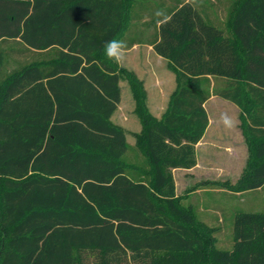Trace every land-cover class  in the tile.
Returning <instances> with one entry per match:
<instances>
[{"label":"trees","instance_id":"obj_1","mask_svg":"<svg viewBox=\"0 0 264 264\" xmlns=\"http://www.w3.org/2000/svg\"><path fill=\"white\" fill-rule=\"evenodd\" d=\"M171 1L149 18L177 89L160 120L142 99L146 170L133 180L126 132L112 122L126 71L103 49L140 20L136 0H0V43L54 53L0 79V264H264V212H237L232 250L216 248L172 174L197 165L215 77L252 148L230 188L264 187V0H235L225 28L198 2Z\"/></svg>","mask_w":264,"mask_h":264},{"label":"rangeland","instance_id":"obj_2","mask_svg":"<svg viewBox=\"0 0 264 264\" xmlns=\"http://www.w3.org/2000/svg\"><path fill=\"white\" fill-rule=\"evenodd\" d=\"M194 1L198 2L208 22L226 27L235 0ZM171 5V0H136L134 9L142 15L140 20L130 25L123 39L128 45L126 59L120 64L121 69L126 71L120 82L123 102L112 122L123 126L126 132L129 151L124 161L130 166L128 173L133 180L145 176L146 170V159L137 147V137L143 128L142 99L147 112L160 120L177 89V75L169 62L156 56L149 48L158 38L157 25L150 20L149 14L162 12ZM53 57L52 52L30 51L16 41L1 42L0 79L26 65L47 62ZM130 74L140 84L139 92L142 94L138 92L135 96ZM206 85L212 94L208 108L213 123L205 140L201 161L207 165L211 159L208 156L212 155L216 169L208 170L200 166L193 174H172L180 204L192 210L195 221L209 231L216 248L232 250L234 215L237 212H264V189L235 192L230 188L236 185L247 168L252 148L244 133V115L234 104L214 95L224 82L211 77ZM220 109L223 111L219 112ZM219 114L230 117L234 126L227 128L224 123H219L215 117Z\"/></svg>","mask_w":264,"mask_h":264},{"label":"crops","instance_id":"obj_3","mask_svg":"<svg viewBox=\"0 0 264 264\" xmlns=\"http://www.w3.org/2000/svg\"><path fill=\"white\" fill-rule=\"evenodd\" d=\"M136 45V44H135ZM149 48H150V50L151 51H153L154 52V50H153V46L151 45V46H149ZM154 54H155V52H154ZM156 55V54H155ZM156 56H158V55H156ZM159 57V56H158ZM159 58H161V57H159ZM209 78H211V77H209ZM120 88H121V86H120ZM210 100L211 99H209L208 101H207V103L205 104V108H206V111H207V114H208V118H209V126H208V128H207V131H206V133H205V135L203 136V138L201 139V141L196 145V157H197V165L194 167V168H192V169H189V170H181V169H177V170H173V173H176V172H179V173H183V174H187V173H191V174H193L194 172H196L199 168H200V166H203L204 168H206V169H208V170H214V169H216L215 168V165L213 164V162L212 161H214V159H213V157H212V155H210L209 154V158H211L210 159V161H208L207 162V165L206 164H202V154L204 153V150H205V148H204V146H205V140H206V138H207V135H208V132H209V129H210V127H211V125H212V123H213V116L210 114V112H209V103H210ZM122 102H123V99H122V97H121V103H120V105H119V107H118V110L115 112V114L113 115V117H112V120H113V118H114V116H116V115H118V113H119V111L121 110V107H122ZM219 112H221V111H223V110H218ZM217 112V111H216ZM219 116V117H218ZM215 117L216 118H218V122L219 123H224L223 122V116L221 115V114H219V115H215ZM220 118V119H219ZM114 122V121H113ZM118 125V124H117ZM119 127H123V126H121V125H119ZM128 144H129V142H128ZM212 152H213V150H211ZM234 154H236V152L234 153ZM262 189H264V187L263 188H261V189H258V190H262ZM177 192V191H176Z\"/></svg>","mask_w":264,"mask_h":264},{"label":"clouds","instance_id":"obj_4","mask_svg":"<svg viewBox=\"0 0 264 264\" xmlns=\"http://www.w3.org/2000/svg\"><path fill=\"white\" fill-rule=\"evenodd\" d=\"M156 15L160 16L162 15V13L158 11ZM127 48L128 45L125 40L112 39L106 42L104 45V56L107 58V60L120 65L126 59ZM223 122L227 128H231L234 126V121L227 115L223 116Z\"/></svg>","mask_w":264,"mask_h":264}]
</instances>
